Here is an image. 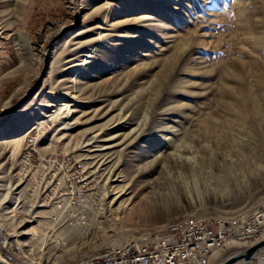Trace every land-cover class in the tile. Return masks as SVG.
<instances>
[{
	"label": "rangeland",
	"instance_id": "obj_1",
	"mask_svg": "<svg viewBox=\"0 0 264 264\" xmlns=\"http://www.w3.org/2000/svg\"><path fill=\"white\" fill-rule=\"evenodd\" d=\"M12 12L0 30V225L23 244L21 264L75 261L177 218L229 217L264 202V0H18ZM62 80L90 94L82 101L91 108L81 105L75 117L108 102L104 119L85 127L68 120L66 128L45 117ZM110 117L117 121L108 127L118 122V130L90 139ZM37 120L44 121L39 147L56 134L59 158L83 159L103 184L121 180L110 185L124 186L139 212L111 225V195L89 229L47 234L44 207L30 202L29 181L17 174L25 139L17 138ZM240 150L252 157L230 162L226 155ZM33 220L45 222L36 227L40 241L23 232ZM251 245L227 241L210 264ZM241 260L264 264V245L230 264Z\"/></svg>",
	"mask_w": 264,
	"mask_h": 264
},
{
	"label": "built area",
	"instance_id": "obj_2",
	"mask_svg": "<svg viewBox=\"0 0 264 264\" xmlns=\"http://www.w3.org/2000/svg\"><path fill=\"white\" fill-rule=\"evenodd\" d=\"M43 134V129H32L25 137L17 174L29 181V195L40 200V207L54 206L67 216L66 222L87 225L88 213L101 202L105 187L83 159H61L57 153L39 151ZM263 237L264 202L249 213L229 217L177 218L154 227L141 238L62 264H210L214 252L228 240L248 246ZM23 256L18 236L7 234L0 225V261L21 264Z\"/></svg>",
	"mask_w": 264,
	"mask_h": 264
},
{
	"label": "bare ground",
	"instance_id": "obj_3",
	"mask_svg": "<svg viewBox=\"0 0 264 264\" xmlns=\"http://www.w3.org/2000/svg\"><path fill=\"white\" fill-rule=\"evenodd\" d=\"M17 3H18V0H0V30L4 27H6L8 25L9 22H7V20L10 18V15L11 13H13L12 11H14V9L16 10L17 9ZM107 3H103L101 5H99L96 10H99L101 11L102 9L105 8ZM119 8V7H118ZM111 14V13H110ZM109 13L107 14H104L103 16V19H106L108 18V16L110 15ZM3 32L1 31L0 32V35L2 34ZM16 41L18 43V45L25 49V47H28V38L26 36V34H24L21 30L19 31L18 35H16ZM88 44V43H87ZM91 44V43H89ZM99 45V44H98ZM87 46V45H86ZM89 46V45H88ZM90 47V46H89ZM88 48V47H87ZM92 48V47H91ZM67 50V49H66ZM88 50V49H87ZM87 53V52H86ZM92 53H93V50H92ZM89 54V53H88ZM87 54V55H88ZM91 54V53H90ZM93 55V54H92ZM85 56V55H84ZM88 57H85V58H81L79 61H81L78 65H77V68L79 67H82L86 64V59ZM78 59V58H77ZM76 68V69H77ZM87 69V68H86ZM69 83V80H62L58 83L57 87L55 88V91L53 93V96H54V102L52 101L50 104H48V102H46V107L49 108L48 111L49 114L46 115L45 117H48L50 118L51 120H54L56 122H58L60 125H64V127H69V124L67 123L68 120H73L75 121L78 125L80 126H87V125H91V123H94L96 121H101L104 119V117L107 115V112H104L101 114V111H103L102 109H104L105 105L108 104V102H103L104 103V106L103 107H100L97 108L95 107L94 109L90 110V111H86V112H83L81 114V116L79 117H75V114L77 113V111H80L81 109L87 107V108H91V101H86V102H83L82 100L85 99V98H89L90 97V94L87 93V91L85 92V90L77 87L76 85V81L75 82H72L71 84H68ZM58 98V102L60 101L61 103L60 104H57L56 103V99ZM105 101V100H104ZM108 101V99L106 100ZM82 105V107H81ZM79 107H81L80 110H77L79 109ZM102 108V109H101ZM122 111V110H121ZM82 112V111H81ZM101 114L100 117H96L98 114ZM120 114V113H119ZM163 114V113H162ZM79 118H82V120L78 121ZM17 118L14 117L10 122H9V125H12L16 122ZM78 121V122H77ZM117 121V119H113L112 117H110L109 119H107V121L103 124H100V126H97V128H99L101 130V132L99 133H96L94 135H92L90 137V139H94V138H97V137H104L108 134H111L113 132H116L118 130V122L117 124L115 125H112L111 127H108V125L110 124H113ZM155 124V123H154ZM156 125V124H155ZM154 125V127H155ZM44 126V121H41V120H37L33 123L32 126H30L29 128H27L26 130H24L22 133H25L23 134V136H21L20 138H17L18 140L19 139H23L25 138V136L32 130V129H42ZM127 126V125H126ZM65 128V129H66ZM94 131V127H91L90 128V131L93 132ZM131 131V130H130ZM129 131V132H130ZM91 132H88V131H83L82 134H89ZM63 133V130L61 128V132H59V134ZM64 134V133H63ZM114 135V134H113ZM129 135V134H128ZM64 137V136H63ZM160 137V136H159ZM57 138L56 137V134L55 136L51 138V142L48 146H41L39 147V144H38V147L39 149H42V150H45L48 151L49 153H54L55 152V149H56V145H55V142L54 140H57L55 139ZM60 138V137H58ZM16 140V139H15ZM24 140V139H23ZM110 139H105L103 140L104 143H107L109 142ZM93 141V140H92ZM102 141V139L100 140ZM21 142V141H19ZM23 142V141H22ZM95 142V141H93ZM165 142V141H164ZM4 143V142H3ZM112 146V144H111ZM109 148L107 149H112V147L108 146ZM23 148V147H22ZM87 151V155L89 154V150H86ZM41 152H44V151H41ZM227 158L231 161L234 160V158H238V157H241L242 159H245V158H251L252 157V153L249 151V150H240L237 154L235 153H231L229 152L227 155ZM192 159V158H191ZM190 159V160H191ZM186 161L189 160V158H186L185 159ZM34 173V172H32ZM115 171H114V168H110L109 170H107L105 172L106 174V177H107V180L109 179L110 175L114 174ZM19 177H21L19 174H18ZM115 181H121V180H117V179H113L111 180L109 183L108 181L107 182H102V184L104 185L105 187V191L106 193H104L103 195V198L101 200V203L103 201L104 198H109L111 195H115V197L112 199V201H110V206L114 203H117V206L113 209H111V207H109V211H110V214H113L114 216L111 217V225L113 226H117V225H120L123 223V221L127 220L126 218H128L129 220L131 219V216L133 215V213H138L139 210H137V208H135L134 205H131L132 204V197H126L125 195L128 194L129 192L125 193L126 189L124 190V186H121V185H110V183H113ZM107 184H109V187L107 186ZM26 187V185H24ZM117 188V191H115L114 193H111L110 192L114 189V188ZM30 202H33L34 201V198L33 199H29ZM40 206V205H39ZM42 206V205H41ZM130 206V207H129ZM101 207V206H100ZM100 209V208H99ZM99 209H92L89 213H88V220L91 221V223L94 221L93 219V216H96V211H98ZM27 211V210H26ZM39 212L41 214H46V218L48 219V221L50 222V227L46 228L45 229V232L47 234H56V231L57 229L61 228V227H66V228H70V229H82V228H88L89 229V225H86V224H80V225H77V224H72V223H69V222H66L68 219H66L65 215H62L60 212H58L56 210V208L54 206H52L51 208H43L41 210H39ZM109 214V215H110ZM122 214V216H121ZM53 215L56 216V219L55 217H53ZM13 218V216H12ZM4 220V219H3ZM2 220V221H3ZM6 221V225L7 226H11L13 224V220L9 218L5 219ZM1 222V221H0ZM31 222H35L36 224L29 227L28 230H24L23 232H30L32 233L36 239V241H40L41 239L43 238H40L42 234H39L37 231H36V227L38 225H42L43 223L45 222H42V221H39V220H33ZM63 222V223H62ZM60 223H62L60 225ZM1 224V223H0ZM49 224V223H48ZM2 226V225H1ZM122 226V225H121ZM3 227V226H2ZM5 228V227H4ZM14 233V232H12ZM40 235V236H39ZM44 235V234H43ZM42 235V236H43ZM141 238V237H139ZM264 240V237L262 238ZM261 239V240H262ZM230 241V240H228ZM232 241V240H231ZM235 242V241H233ZM39 243V242H37ZM227 243V242H226ZM237 243V242H236ZM220 249L216 250L213 254V258L216 256V252L219 251ZM29 254L32 255V251H29ZM261 260V259H260ZM1 262V261H0ZM243 260L235 263V264H243Z\"/></svg>",
	"mask_w": 264,
	"mask_h": 264
},
{
	"label": "water",
	"instance_id": "obj_4",
	"mask_svg": "<svg viewBox=\"0 0 264 264\" xmlns=\"http://www.w3.org/2000/svg\"><path fill=\"white\" fill-rule=\"evenodd\" d=\"M264 245V240H259L257 242H255L254 244H252L251 246H249L248 248H246L244 251H242L240 254H237L235 256H232L230 258H228L224 263L222 264H230L234 261H236L237 259L243 258L245 260H248L251 258L252 254L259 249L260 247H262ZM0 264H4L2 262H0Z\"/></svg>",
	"mask_w": 264,
	"mask_h": 264
},
{
	"label": "trees",
	"instance_id": "obj_5",
	"mask_svg": "<svg viewBox=\"0 0 264 264\" xmlns=\"http://www.w3.org/2000/svg\"><path fill=\"white\" fill-rule=\"evenodd\" d=\"M4 118H6V115L4 116Z\"/></svg>",
	"mask_w": 264,
	"mask_h": 264
}]
</instances>
